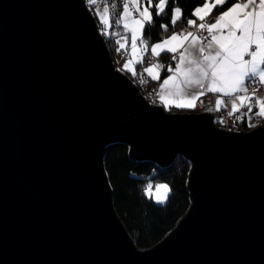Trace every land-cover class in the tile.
I'll use <instances>...</instances> for the list:
<instances>
[{
    "label": "water",
    "instance_id": "obj_1",
    "mask_svg": "<svg viewBox=\"0 0 264 264\" xmlns=\"http://www.w3.org/2000/svg\"><path fill=\"white\" fill-rule=\"evenodd\" d=\"M189 163V206L139 249L105 168ZM0 264H264V121L152 104L115 65L87 0H0Z\"/></svg>",
    "mask_w": 264,
    "mask_h": 264
},
{
    "label": "crops",
    "instance_id": "obj_2",
    "mask_svg": "<svg viewBox=\"0 0 264 264\" xmlns=\"http://www.w3.org/2000/svg\"><path fill=\"white\" fill-rule=\"evenodd\" d=\"M226 1L205 0L195 9L190 29L150 43L155 63L148 66L144 63L148 42L143 32L151 14L142 0H128L117 21V56L124 57L126 72L133 73L141 65L147 80L156 82L150 94L154 104L166 110L193 112L203 86L216 95L219 112L228 116L233 127L242 120L249 126L252 121L264 119V0H236L217 14L218 21L207 22L208 17L217 16L214 10ZM165 6L166 0L160 1L158 11ZM133 11L139 16H133ZM100 14H104L102 10ZM180 15L176 9L173 18ZM99 23L104 30L109 29ZM203 30L208 34L205 39ZM163 53L171 56L170 63L159 59ZM164 66L167 73L161 77ZM258 83L261 92L255 87Z\"/></svg>",
    "mask_w": 264,
    "mask_h": 264
},
{
    "label": "trees",
    "instance_id": "obj_3",
    "mask_svg": "<svg viewBox=\"0 0 264 264\" xmlns=\"http://www.w3.org/2000/svg\"><path fill=\"white\" fill-rule=\"evenodd\" d=\"M160 1L162 0H144L149 8L151 20L145 26L143 35L151 44L190 29L191 21L195 19V9L205 2V0H166L164 10L159 12L157 7ZM234 1L236 0H227L221 7L216 8L213 14L217 15ZM89 6L95 15L94 3ZM122 9L123 7L119 8L114 16H110L109 29L102 30L115 65L118 54L116 33L119 25L117 21ZM176 9L180 10L181 15L175 20L173 13ZM159 59L166 64L171 62V56L167 53L161 54ZM166 73L164 66L161 77H164ZM126 74L138 86L141 93L150 98L156 82L147 80L143 67L137 65L133 73L126 72ZM168 111L178 112L172 109ZM235 128L249 130L250 127L242 120L236 122ZM105 168L113 189L116 212L139 249H149L161 241L187 211L189 196L186 182L189 163L183 158L177 157L169 168L159 169L149 162L131 161L126 146L114 145L107 149ZM149 183L168 185L170 192L165 203L156 204L147 195L146 190Z\"/></svg>",
    "mask_w": 264,
    "mask_h": 264
},
{
    "label": "built area",
    "instance_id": "obj_4",
    "mask_svg": "<svg viewBox=\"0 0 264 264\" xmlns=\"http://www.w3.org/2000/svg\"><path fill=\"white\" fill-rule=\"evenodd\" d=\"M94 1L95 0H87V2L90 4L93 3ZM142 1L144 2V0ZM100 3L108 7L110 16H114L119 11V8L127 5L128 0H100ZM132 14L135 17L139 16V13L137 11H133ZM219 19L220 17L218 15L210 16L207 18V22H214V21H218ZM102 30H103V27H102ZM201 33H202L203 39L207 38V35H208L207 31L203 30L201 31ZM147 42H148V45L146 48L144 63L145 65L150 66L155 63V59L151 57L150 55V42L148 40ZM255 87L257 91L262 90V86L259 83L256 84ZM200 93H201V98L196 103L193 109V112H197V113L207 112V113L213 114L215 116L217 126H220L224 129H232L233 126L229 123L228 116L225 113L219 112L218 110L217 102H216L217 101L216 95L213 92L206 91L202 88L200 89Z\"/></svg>",
    "mask_w": 264,
    "mask_h": 264
},
{
    "label": "rangeland",
    "instance_id": "obj_5",
    "mask_svg": "<svg viewBox=\"0 0 264 264\" xmlns=\"http://www.w3.org/2000/svg\"><path fill=\"white\" fill-rule=\"evenodd\" d=\"M88 3V2H87ZM94 12L98 10L97 13H95L96 15V18L98 20V22H103L105 23V25L107 26V28H109V22H110V14H109V10H108V7L106 5H103L100 3V0H95L94 2ZM92 3V4H93ZM90 3H88L89 5ZM91 8V7H90ZM102 8V9H100ZM92 10V9H91ZM100 10H102V13H104L103 15L100 14ZM104 30V29H103ZM124 57L122 56V54H119L117 56V61H116V67L123 73L126 74V70L125 68L123 67V60ZM204 89L203 86L200 87V89ZM155 89V87H154ZM199 89V90H200ZM205 90V89H204ZM263 90V89H262ZM262 90L258 91V92H261ZM146 97V96H145ZM147 98V97H146ZM151 102L152 100L150 98H148ZM152 104H154L152 102ZM194 113H197V112H194ZM204 113V112H203ZM264 121V119L262 120H258L256 122L252 121L250 123V125L248 127L249 130L257 127L258 125H260L262 122ZM232 130H240V129H237L235 127L232 128ZM169 187L167 184L165 183H158V184H151L149 183V185L147 186V190H146V193L147 195L153 200V202H155L156 204H163L167 201V198H168V195H169Z\"/></svg>",
    "mask_w": 264,
    "mask_h": 264
}]
</instances>
